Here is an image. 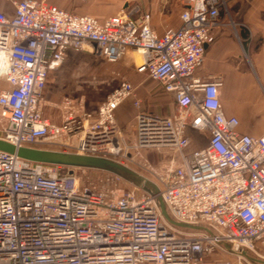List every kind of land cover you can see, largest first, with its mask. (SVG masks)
<instances>
[{"label":"built area","instance_id":"obj_1","mask_svg":"<svg viewBox=\"0 0 264 264\" xmlns=\"http://www.w3.org/2000/svg\"><path fill=\"white\" fill-rule=\"evenodd\" d=\"M6 1L12 13L0 12V117L7 122L1 140L136 165L174 220L210 232L170 227L154 196L117 175L94 170L96 178L82 179L78 169L69 174L0 151V264H205L215 252L225 258L214 264H250L221 243L264 259V133H240L238 119L223 113L221 79L196 76L214 30L230 23L220 19L221 12L228 16L226 0H181L179 26L161 35L139 0L103 21L46 0ZM67 49L109 63L136 51V72L172 96L173 112L146 111L132 83L121 78L95 111L61 99L54 123L40 102ZM127 100L136 110L130 142L115 118ZM189 130L208 138L185 154ZM145 150L169 155L157 167L146 159L135 163Z\"/></svg>","mask_w":264,"mask_h":264},{"label":"crops","instance_id":"obj_2","mask_svg":"<svg viewBox=\"0 0 264 264\" xmlns=\"http://www.w3.org/2000/svg\"><path fill=\"white\" fill-rule=\"evenodd\" d=\"M46 1L75 15L91 16L103 21L119 15L132 0ZM138 2L141 10L149 14L150 27L158 35L166 28L179 26V15L183 9L181 0ZM226 5L228 16L221 12L220 19L230 20V23L214 30V41L206 47L203 63L196 71V76L202 80L208 76L221 79L219 98L224 115L238 119L240 133L260 136L264 133V0H226ZM0 12L11 15L12 8L8 2L0 3ZM132 52L127 51L126 58L114 65V69L121 74L131 65L134 69V73H131L134 82L132 85L135 86L137 98L142 102V108L151 113L159 111L165 116L170 115L174 110L170 94L164 93V96L167 103L172 102V112L171 109H166L164 114L159 104H156L157 111L150 109V102L154 101L153 97L160 87L153 86L154 82L146 74L136 72L139 63L136 64L137 58ZM99 61L103 62L98 63ZM109 66L111 63L86 51L67 49L60 67L46 79L40 102L44 117L59 123V113L51 106L56 100L63 98H69L74 103L87 104L86 108L83 107L87 111L96 110L105 96L118 85L110 77H106L105 81L100 80V75ZM2 85L5 86L3 83ZM135 114L136 110L131 101H125L115 112L117 125L121 129L128 126L134 121ZM194 132L189 130L188 137ZM204 138L197 145H193V140L189 138L188 153L203 148L208 138L206 133ZM223 258L225 255L216 252L206 257L205 264Z\"/></svg>","mask_w":264,"mask_h":264},{"label":"water","instance_id":"obj_3","mask_svg":"<svg viewBox=\"0 0 264 264\" xmlns=\"http://www.w3.org/2000/svg\"><path fill=\"white\" fill-rule=\"evenodd\" d=\"M0 151L9 154H15L19 158L27 161L40 164L58 165L69 168V174L72 169H89L108 172L121 177L126 182L135 186L136 188L145 191L151 196L155 197V204L163 220L175 230L181 232L194 233H209L210 231L201 226L188 225L174 220L167 212L161 198L158 196L156 186L149 180L141 177L131 169L109 159L100 157H91L85 155H78L73 153H66L60 151H53L47 149L37 148H16L13 145L6 143L0 139ZM220 247L227 253L238 255L245 259L250 264H264V259L257 256L250 250L232 245L229 243H221Z\"/></svg>","mask_w":264,"mask_h":264},{"label":"rangeland","instance_id":"obj_4","mask_svg":"<svg viewBox=\"0 0 264 264\" xmlns=\"http://www.w3.org/2000/svg\"><path fill=\"white\" fill-rule=\"evenodd\" d=\"M0 3L4 4V3H7V1L6 0H0ZM125 58H126V56L124 55L119 61H117L115 63H111V66H109V68L107 70L105 69V71L103 72V75L102 76L100 75V80L103 79L105 81L106 77H110L112 80H114L115 83H117L121 80V78H125V79L129 80L132 84H134L133 79L131 78V73H132V71L134 73V69L131 68V65L128 66V70L125 69L124 70L125 72H123L121 74L118 73L114 69V65H116L117 63L123 62V60ZM101 62H103V61H99L98 63H101ZM153 86L157 87V84L154 82ZM97 94L99 95L100 93L98 92ZM153 98H154L153 99L154 101L150 102V109L152 111H157L156 110V104H159L161 109H163L164 114H166V112H165L166 109H171L170 112H172V109H173L172 102L167 103V100L165 99L164 93L161 91V89H159L158 93H155V96ZM58 102H59V100H56L51 107L54 108L55 110H57L55 105ZM78 104L84 108H86L88 106L85 103L84 104L78 103ZM93 111H95V109ZM154 113L159 114V115H163L162 113L160 114L159 111L154 112ZM163 116H165V115H163ZM6 123H7L6 120L0 117V139L2 138L3 129L6 126ZM133 123L134 122H130L128 126H126L122 129L124 132V138L128 142H130L132 140ZM204 134H205L204 132H197V131H195L194 133H191L189 138L191 140H193V145H197V144L202 143L203 140L205 139ZM41 147H47V146H39V147H37V149H45V148H41ZM184 152H185V154H187L188 148ZM168 155H169L168 151H160V152L156 151V150L140 151L139 155H135L136 156L135 157V163L141 164L143 162V160L146 159L152 166L157 167L164 162V158L167 157ZM127 167L134 172H138L140 174L144 173V171L136 165L128 163ZM76 172H77L78 177H80L82 179H85V177H87V176L90 178H96L99 175L98 171L89 170V169H84V170L78 169ZM123 185L125 187L128 186V185H126V183H124ZM211 264H214V263L212 262Z\"/></svg>","mask_w":264,"mask_h":264},{"label":"bare ground","instance_id":"obj_5","mask_svg":"<svg viewBox=\"0 0 264 264\" xmlns=\"http://www.w3.org/2000/svg\"><path fill=\"white\" fill-rule=\"evenodd\" d=\"M131 54H132L134 57L137 58V62H136V64H137V63H140L141 60H140L139 54H138L136 51L132 52Z\"/></svg>","mask_w":264,"mask_h":264}]
</instances>
